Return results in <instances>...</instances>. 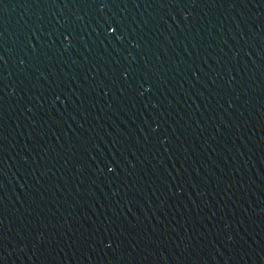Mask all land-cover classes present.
Wrapping results in <instances>:
<instances>
[{
    "label": "water",
    "instance_id": "1",
    "mask_svg": "<svg viewBox=\"0 0 264 264\" xmlns=\"http://www.w3.org/2000/svg\"><path fill=\"white\" fill-rule=\"evenodd\" d=\"M0 264H264V0H0Z\"/></svg>",
    "mask_w": 264,
    "mask_h": 264
}]
</instances>
